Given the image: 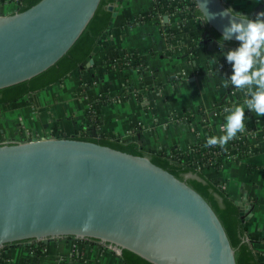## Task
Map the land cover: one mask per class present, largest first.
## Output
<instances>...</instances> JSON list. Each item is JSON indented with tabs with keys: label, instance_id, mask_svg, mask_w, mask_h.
<instances>
[{
	"label": "water",
	"instance_id": "obj_1",
	"mask_svg": "<svg viewBox=\"0 0 264 264\" xmlns=\"http://www.w3.org/2000/svg\"><path fill=\"white\" fill-rule=\"evenodd\" d=\"M107 2L23 0L19 10L0 14V101L40 88L84 59L111 10L117 14ZM195 2L216 37L205 29L204 42L217 46L232 16L206 22L203 8L249 18L264 11L263 4L243 13L226 0ZM134 144L66 133L0 142V246L70 235L114 245L131 264H259L239 216L249 218L251 203L235 199L238 213L197 168Z\"/></svg>",
	"mask_w": 264,
	"mask_h": 264
},
{
	"label": "crops",
	"instance_id": "obj_2",
	"mask_svg": "<svg viewBox=\"0 0 264 264\" xmlns=\"http://www.w3.org/2000/svg\"><path fill=\"white\" fill-rule=\"evenodd\" d=\"M226 2L243 13L260 4L264 10V0ZM19 9V0H0V14ZM115 10L111 27L82 66L59 82L0 103L1 134L16 136L30 130L76 136L96 128L100 136L138 142L152 154L175 153L224 134L225 109L244 106L247 94L231 84L224 86L232 67L221 46L204 42L205 21L178 13L167 16V26L184 32L186 45L177 53H166L154 0H116ZM134 18L138 19L129 22ZM224 45V52L238 46ZM131 54L143 59L142 70L132 65L110 67L108 60ZM91 107L98 119L94 128ZM245 111L246 128L258 130V140L250 141L253 151L228 157L227 144L224 161L218 168H208L206 176L234 199L252 204L246 219L248 236L264 261V116ZM73 240L40 239L39 256L29 249L35 239L9 242L0 246V264H125L121 255L94 241L83 243L80 254Z\"/></svg>",
	"mask_w": 264,
	"mask_h": 264
},
{
	"label": "clouds",
	"instance_id": "obj_3",
	"mask_svg": "<svg viewBox=\"0 0 264 264\" xmlns=\"http://www.w3.org/2000/svg\"><path fill=\"white\" fill-rule=\"evenodd\" d=\"M203 8V7H202ZM206 22L221 17L232 16L229 26L223 30L218 40L221 53L226 57L232 67V74L226 76L223 83L246 92L247 98L244 106L226 108V124L224 134L211 136L206 141V147H225L239 134L246 131V111H251L256 116H264V11L259 12L255 18H249L228 8L219 14H211L204 10ZM235 39L238 46L223 51L226 42Z\"/></svg>",
	"mask_w": 264,
	"mask_h": 264
},
{
	"label": "built area",
	"instance_id": "obj_4",
	"mask_svg": "<svg viewBox=\"0 0 264 264\" xmlns=\"http://www.w3.org/2000/svg\"><path fill=\"white\" fill-rule=\"evenodd\" d=\"M155 2V11L154 14L160 20L162 24V36L166 41L165 48L163 49L164 52L170 53H177L178 50H181L185 45L186 42L183 40L184 32L179 33V31H175L170 26H167L165 15L170 16L171 14H182L185 18H194L199 19L200 22H204L203 16L200 14H196L197 3L195 0H154ZM20 6L22 1L19 0ZM138 18H134L129 20V22L136 21ZM203 24V23H202ZM134 54L118 57L112 59L110 62V67L113 68H122L126 66H135L137 69L142 70L144 68V63L142 61L138 62L140 55L136 54V57L133 56ZM131 57V58H128ZM226 108V106H225ZM89 117L92 120L93 124L97 120V116L95 115V110L91 107L89 112ZM96 129V128H94ZM97 130V129H96ZM85 133V132H84ZM83 133V134H84ZM258 130L255 128H246V131L242 134H239L237 138L230 141L228 143V147L226 150L228 151V157H237L238 154L249 153L253 151V146H251V140L257 141L258 140ZM41 137H54L52 134L45 135L40 133H34L33 131L23 132L20 135L16 136H8L0 133V142L3 141H12V142H22L27 141L30 139H36ZM206 142H198L188 149H185V154L188 156L187 160L191 161L192 158H195L193 164L198 169H205V168H213L215 167L217 162H223L225 159L226 151L224 148H217V146L213 147H206ZM203 151V153H201ZM225 151V152H224ZM237 155V156H236ZM87 237H73L74 241V249L77 250L80 254H83V250L80 249L81 242L85 243L88 241H94L97 243L104 244L105 249L113 250L115 253L121 255V253L116 249L114 245H110L105 242H101L99 240H85ZM36 242L29 245L30 251L35 254V249L40 247L38 241L40 239H35ZM43 252V249H42ZM257 253H260L257 251Z\"/></svg>",
	"mask_w": 264,
	"mask_h": 264
},
{
	"label": "trees",
	"instance_id": "obj_5",
	"mask_svg": "<svg viewBox=\"0 0 264 264\" xmlns=\"http://www.w3.org/2000/svg\"><path fill=\"white\" fill-rule=\"evenodd\" d=\"M22 1V3H21V6H20V8L23 6V0H21ZM115 2H116V0H108V2H107V5H106V8L107 9H109L108 8V4H110V3H114L115 4ZM109 10H111V9H109ZM112 11V13H111V16H110V19H109V22H108V24H107V26H106V28L103 30V32L100 34V36H99V38L97 39V41H96V43H95V45H94V47L92 48V50L89 52V54L84 58V59H82L78 64H76L72 69H70L69 71H67L66 73H64L63 75H61L59 78H57L56 80H54V81H52V82H50V83H48V84H46V85H44V86H42V87H40V88H37V89H34V90H31V91H28V92H26V93H23V94H21V95H19V96H17V97H15V98H12V99H10V100H5V101H0V103H9V102H14V101H16V100H18L19 98H21L22 96H24V95H26L27 93H29V92H32V91H36V90H39V89H43V88H45L46 86H48V85H50L51 83H53V82H59V81H61V80H63V78L68 74V73H70L71 71H73L74 69H76V68H78V67H80V66H82V63H83V61L87 58V57H89L90 55H91V53L93 52V50H94V48H95V46H96V44L98 43V41L100 40V38L102 37V35L111 27V25H112V22H113V19H114V16H113V10H111ZM201 15V14H200ZM205 29L206 30H208V33L210 34V35H212V36H214L213 35V33L208 29V27L205 25ZM215 37V36H214ZM216 38V37H215ZM134 57H136V55L134 54L133 55ZM128 58H131V57H128ZM143 61V59L141 58H139L138 59V62H140V61ZM111 62V60H108V63H110ZM107 63V64H108ZM98 122V119H97V121L96 122H94V124H93V128L94 127H96L95 125H96V123ZM76 136H92V137H100V138H107V139H111V138H109V137H104V136H94L93 135V132H85L84 134H81V135H76ZM111 140H114V139H111ZM115 141H117V140H115ZM120 142V141H119ZM123 143V142H122ZM129 143V142H128ZM128 143H124V144H128ZM134 147L135 148H139L140 150H142L137 144H134ZM217 148H224V147H220V146H217ZM201 153H203V151H201ZM155 155H159V156H162V157H166V158H170V159H172V160H175V161H177V162H180V163H183V164H186V165H189V166H192V167H194V168H197L194 164H193V161H195L194 159L195 158H197V157H194V158H192V160L191 161H188L187 160V155L185 154V151L184 150H180V151H178V152H175V153H171V152H159V153H154ZM226 154H227V152H226ZM221 163L222 162H217L216 163V165H215V168H218L220 165H221ZM198 169V168H197ZM200 172H202L205 176H206V170H207V168H205V169H198ZM207 177V176H206ZM208 178V177H207ZM209 180H210V178H208ZM211 181V180H210ZM212 182V181H211ZM213 183V182H212ZM218 189H220L230 200H232L235 204H236V206L238 207V205H237V203L235 202V199L233 198V197H231L227 192H225L224 190H223V188H221L220 186H218L217 184H215V183H213ZM238 213H239V207H238ZM239 216H240V219H241V222H242V225H243V227H244V230H245V232H246V235H247V237H248V239H249V241H250V244H251V246H252V249H253V251H254V253H255V256H256V258H257V260H258V262H259V264H264V261L263 260H261V258L259 257V255H258V253H257V249H256V243L254 242V240H252L251 238H249V236H248V228H247V225H246V220L245 219H243L242 217H241V215H240V213H239ZM68 236H70V235H68ZM72 237V236H71ZM32 239H35V238H31V239H26V240H32ZM85 240H94V238H86ZM41 253H42V248H36L35 249V254H37L38 256L39 255H41ZM121 257L123 258V260H124V262H125V264H131L130 263V261L123 255V254H121Z\"/></svg>",
	"mask_w": 264,
	"mask_h": 264
},
{
	"label": "rangeland",
	"instance_id": "obj_6",
	"mask_svg": "<svg viewBox=\"0 0 264 264\" xmlns=\"http://www.w3.org/2000/svg\"><path fill=\"white\" fill-rule=\"evenodd\" d=\"M27 131H30V130H22L21 131V134L23 133V132H27ZM34 133H39V132H35V131H33ZM82 244H83V242H81V247H82Z\"/></svg>",
	"mask_w": 264,
	"mask_h": 264
}]
</instances>
